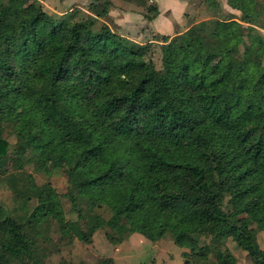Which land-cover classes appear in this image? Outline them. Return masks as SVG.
Returning <instances> with one entry per match:
<instances>
[{
	"label": "trees",
	"instance_id": "trees-1",
	"mask_svg": "<svg viewBox=\"0 0 264 264\" xmlns=\"http://www.w3.org/2000/svg\"><path fill=\"white\" fill-rule=\"evenodd\" d=\"M227 2L240 19L140 42L101 20L111 0L60 17L39 0H0V176L15 208L37 201L18 216L0 205V264H45L33 230L49 219L87 243L100 228L116 244L170 233L190 250L185 264H241L225 246L232 237L264 264V0ZM27 162L65 170L78 221Z\"/></svg>",
	"mask_w": 264,
	"mask_h": 264
},
{
	"label": "rangeland",
	"instance_id": "rangeland-1",
	"mask_svg": "<svg viewBox=\"0 0 264 264\" xmlns=\"http://www.w3.org/2000/svg\"><path fill=\"white\" fill-rule=\"evenodd\" d=\"M39 1L47 11L56 14L58 17L63 15L57 12L61 7V0ZM111 1L112 4H114L115 2L117 3V5H122L124 7L128 5L127 1L136 2L142 0ZM210 1L211 0H207L204 4V7ZM90 2L91 0H87L85 4L71 6L70 8L68 7V10L62 11H64V13L74 9H83L89 11L88 6ZM223 2L225 3V0L214 2L215 8L213 9L212 14L209 13L208 15L218 18L229 17L228 14H225V12L223 11ZM170 7L171 1L169 0L167 2V11ZM236 17L237 19H240L242 17L240 11H238ZM101 20L106 21L109 20V18L107 17L106 19ZM176 28L179 29V26H176ZM258 29L264 39V29ZM150 39L152 38H143L141 41L145 42ZM247 40L249 42L255 41L251 34L247 36ZM154 61L156 62L158 67H161L160 46L156 47ZM247 69L251 71L252 64L249 63L247 65ZM10 140L11 143L14 144L16 142V137L10 136ZM7 167L9 168V172H16L18 170V163L11 159L10 161H8ZM24 167L27 172H30L35 177L39 185L51 183L53 187H55V189L61 194L66 218L68 220H79V216L74 211L71 201L65 196V194L68 192L69 182L63 168L54 166V164L51 163L49 164L48 169H37L34 164H30L28 162L24 164ZM36 204V199H32L24 209H20V207L15 208L16 205L19 204H16L13 194L9 188L8 182L2 176H0V205L4 206L7 212L16 214L18 216L19 214L17 213L20 209L22 210L20 211V214H29ZM226 207L229 208V210H238L241 209V204L238 199L227 197ZM100 212H102L103 216H105L106 218L110 216V213L105 208L101 209ZM82 224L85 225L84 223ZM127 226L130 225L127 223ZM38 229L39 231L33 230V232L38 233L37 239L39 240V251L43 257L45 264H62L63 262H85L86 264H158V262L159 264H185V254L184 256H182L183 254L180 253V248H182L183 252V249L187 247L184 244H176L173 241L172 235L170 233H167L161 240L156 242L150 241L141 233H129L128 237L122 243L116 244L107 239L105 228H100L94 233L92 243H87L79 239L74 234L71 236H69L68 234H63L60 223L54 219L40 222V224L38 225ZM198 237L200 238V243L202 245H206L211 241L210 236L198 235ZM259 240L264 248V237L262 235L259 236ZM126 241H128L126 245V249L128 250L121 249L120 252H117V250H120L118 249L120 245ZM133 244L136 245H134L133 249H131ZM225 246L231 250L233 255L238 258L239 262H242L243 264H255L254 259L248 254L245 249L239 247L232 237L226 240ZM116 256L118 258H115ZM211 258L212 263L216 262L213 254L211 255ZM24 259L26 260V258Z\"/></svg>",
	"mask_w": 264,
	"mask_h": 264
},
{
	"label": "crops",
	"instance_id": "crops-1",
	"mask_svg": "<svg viewBox=\"0 0 264 264\" xmlns=\"http://www.w3.org/2000/svg\"><path fill=\"white\" fill-rule=\"evenodd\" d=\"M87 0H61V7L59 8L60 14H64L62 10H68V7L78 6L79 4H85ZM152 1V2H151ZM169 0H145L140 3L139 1H127V6L117 5L115 3L109 9V20H106L108 24L114 27L120 34L132 38L134 40L141 41L143 38H153L155 35H170L174 36L186 31L192 24L201 20L211 18L208 14L211 13L214 7V2L221 0H211L204 7L207 0H170L171 7L167 11V2ZM151 6H157L159 13L152 16L149 11ZM223 11L228 14L230 18L237 16L238 10L232 8L227 0L223 2ZM55 10V9H54ZM151 15V18H148ZM179 26V29L176 28ZM128 241L120 245L117 252L121 249L128 250ZM132 245V242H131ZM133 244L132 248L134 247ZM130 246V245H129ZM184 256L186 252L190 250L180 248ZM115 258H118L117 256ZM186 260V258H185ZM159 264V262H158ZM241 264H243L241 262Z\"/></svg>",
	"mask_w": 264,
	"mask_h": 264
}]
</instances>
